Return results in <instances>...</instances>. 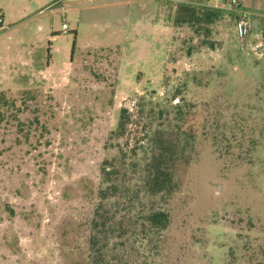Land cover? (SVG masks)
<instances>
[{
	"label": "rangeland",
	"instance_id": "1",
	"mask_svg": "<svg viewBox=\"0 0 264 264\" xmlns=\"http://www.w3.org/2000/svg\"><path fill=\"white\" fill-rule=\"evenodd\" d=\"M240 1L244 42L229 12L182 22L169 0H0V264L97 263L111 162L136 191L112 212L117 264H264V0ZM162 143L183 156L156 253L132 227L164 205L136 168Z\"/></svg>",
	"mask_w": 264,
	"mask_h": 264
},
{
	"label": "trees",
	"instance_id": "2",
	"mask_svg": "<svg viewBox=\"0 0 264 264\" xmlns=\"http://www.w3.org/2000/svg\"><path fill=\"white\" fill-rule=\"evenodd\" d=\"M199 8L179 4L178 21L191 22V19L196 14V10ZM218 16L222 11L212 10L204 8ZM125 113V112H123ZM182 121V120H181ZM125 125L121 122L118 126L119 130L122 131ZM182 127V126H181ZM179 129V127H178ZM172 147L169 145L164 146L162 143L160 148L155 150L153 147L147 148L146 156L140 160L136 168L141 173L140 183L142 190L155 202L158 196L162 197L164 205L159 208L151 210H141V215H137L140 221L134 227L132 231L139 237V241L142 243L146 250L151 252H157L162 247L164 239V233L168 230L171 222V215L165 204L175 194L176 189V168L179 161L181 160V154L174 152ZM134 168V170L136 169ZM133 170V169H132ZM103 177L104 183L107 185L100 191L101 202L97 206V211L93 219L94 232L90 238V247L92 256L95 257V264H117L118 259L111 258V254H107L110 239L109 233L112 232L115 224V215L112 212L119 206L132 205L136 191L130 185V181L126 184L123 182L119 184L116 178L122 173H128L127 168H123L120 163L111 162L109 165L104 163L103 166ZM122 189V192L119 189ZM140 200V191L137 193ZM116 202L111 200V197L117 196ZM111 200V201H110ZM132 220V216L128 217ZM119 223L117 225H122ZM133 226V224H130ZM154 254V253H152ZM124 255V257H126ZM123 257V259H124ZM135 264L137 261L135 260Z\"/></svg>",
	"mask_w": 264,
	"mask_h": 264
},
{
	"label": "built area",
	"instance_id": "3",
	"mask_svg": "<svg viewBox=\"0 0 264 264\" xmlns=\"http://www.w3.org/2000/svg\"><path fill=\"white\" fill-rule=\"evenodd\" d=\"M171 2L229 12L234 17L236 36L240 42H244L253 32V22L249 19V13L242 8L240 0H171Z\"/></svg>",
	"mask_w": 264,
	"mask_h": 264
},
{
	"label": "crops",
	"instance_id": "4",
	"mask_svg": "<svg viewBox=\"0 0 264 264\" xmlns=\"http://www.w3.org/2000/svg\"><path fill=\"white\" fill-rule=\"evenodd\" d=\"M137 1H141V0H91V3H95V4H118V3H124L125 4L127 2H137ZM169 1H171V0H169ZM241 6H242V8H244L243 7V2H241Z\"/></svg>",
	"mask_w": 264,
	"mask_h": 264
}]
</instances>
